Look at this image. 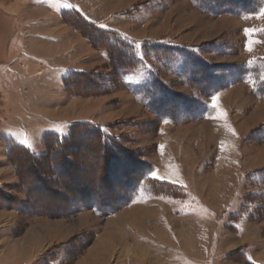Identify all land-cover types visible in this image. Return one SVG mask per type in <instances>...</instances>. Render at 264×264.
<instances>
[{"label": "rangeland", "instance_id": "rangeland-1", "mask_svg": "<svg viewBox=\"0 0 264 264\" xmlns=\"http://www.w3.org/2000/svg\"><path fill=\"white\" fill-rule=\"evenodd\" d=\"M129 1L124 21L143 37L133 38L138 47L145 40L193 50L215 66L211 72L221 78L230 70L222 71L220 65L264 64V0H252L251 8L237 14L211 13L199 0ZM2 5L3 0L0 264H264V216L261 211L258 220L248 217L256 207L252 202L263 200L264 191L245 176L264 168V97L252 91L249 81H235L207 97L198 82L188 80L169 60L140 54L144 67L132 80L143 81L150 70L166 90L209 107L202 120H161L119 82L111 62L88 41L104 58L98 57L100 65L85 71H99L113 82L71 94L60 81L66 70L38 72L30 60L22 62L30 68L21 77L10 70L18 67V60L8 56L14 18ZM174 105L181 109L178 102ZM183 115L178 114V120ZM81 121L103 126L136 156L154 164L156 177L179 180L183 188L144 189L131 204L105 217L89 208L67 215H58V209L38 213L44 204L38 200L42 192H31V199L25 179L8 158L5 139L29 149L40 147L42 152H34L42 154L45 133L65 134ZM216 168L229 174L225 185L207 180ZM201 197L210 202L221 198L208 212L199 203ZM236 211L241 217L234 228H227V216Z\"/></svg>", "mask_w": 264, "mask_h": 264}, {"label": "trees", "instance_id": "trees-1", "mask_svg": "<svg viewBox=\"0 0 264 264\" xmlns=\"http://www.w3.org/2000/svg\"><path fill=\"white\" fill-rule=\"evenodd\" d=\"M199 1L214 14H237L240 10L251 8L252 3V0ZM61 15L104 53L112 64L110 68L118 75L119 82L125 83L139 101L161 120H202L208 115L209 107L199 100L178 97L166 90L150 70L143 81L132 80L130 77H137L144 67L140 54L147 55L150 52L169 60L188 80L198 82L207 97L238 80L249 81L252 91L264 97V64L243 67L220 65L217 67L223 68L222 71L227 68L230 71L222 73L225 78L216 77L211 72L215 66L204 62L193 50L165 43L146 44L145 40L138 47L133 38L115 29L101 28L77 11H63ZM112 82L109 76L99 74V71H71L62 77L64 90L71 94H79L80 90L87 88V91L98 90L102 85L106 87ZM175 101L179 103L181 111L175 107ZM180 113L184 115L178 120ZM42 141L45 151L37 154L14 139H5L8 158L13 162L19 177L25 179L29 195L37 190L42 192L38 200L41 199L44 204H41L42 209H38V213L58 209V215H67L89 208L105 217L131 204L144 189L154 191L158 185L183 188L180 184L153 175L156 169L154 164L136 156L134 151L122 144L118 136L110 134L96 123L75 122L65 134L45 133ZM245 176L249 183L260 185V193L264 191V168L250 171ZM30 197L33 200L34 197ZM252 203L256 207L253 212H248V217L258 220L261 211L264 216V199ZM241 215L240 211L231 212L227 216L226 227L234 228V222Z\"/></svg>", "mask_w": 264, "mask_h": 264}, {"label": "crops", "instance_id": "crops-1", "mask_svg": "<svg viewBox=\"0 0 264 264\" xmlns=\"http://www.w3.org/2000/svg\"><path fill=\"white\" fill-rule=\"evenodd\" d=\"M57 1L67 5L63 7ZM85 1L88 3L82 4ZM2 6L7 9L9 16L14 18V34L8 45V56L18 60V67H12L10 70H16V75L19 74L20 77L23 70L30 68L28 62L22 63L27 60L37 63L38 72L58 73L57 71L62 69L69 73L89 70L100 65L97 59L104 56L92 48L88 40L62 18L63 11H77L101 28L115 29L135 39L143 38L131 32L124 21L127 18L123 11L130 8L129 0H3ZM8 87L11 88V84ZM31 150L38 153L43 151L40 147ZM230 169L232 171V168ZM225 171L219 172L216 168L207 174V180L210 179L211 184L216 181L225 185L229 175ZM171 182L182 184L176 179ZM220 198L210 199L212 202L205 197L198 200L202 207L210 212L214 211L217 206L215 201Z\"/></svg>", "mask_w": 264, "mask_h": 264}, {"label": "snow or ice", "instance_id": "snow-or-ice-1", "mask_svg": "<svg viewBox=\"0 0 264 264\" xmlns=\"http://www.w3.org/2000/svg\"><path fill=\"white\" fill-rule=\"evenodd\" d=\"M215 103H216V97H213V104L215 105ZM153 175H155V173H153Z\"/></svg>", "mask_w": 264, "mask_h": 264}]
</instances>
